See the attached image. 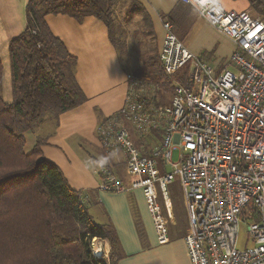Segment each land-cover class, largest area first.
<instances>
[{"label":"built area","instance_id":"1","mask_svg":"<svg viewBox=\"0 0 264 264\" xmlns=\"http://www.w3.org/2000/svg\"><path fill=\"white\" fill-rule=\"evenodd\" d=\"M180 1L228 37L236 52L217 69L163 22L160 61L168 76L180 73L184 80L174 82L170 104L161 105L153 86L127 75L124 106L96 133L106 155H123L132 181L126 186L113 168L103 167L99 190H140L164 243L168 229L159 199L169 201L177 176L189 219L184 241L190 263L264 264V18L228 11L221 0ZM242 226L252 247L238 248ZM97 246L102 249L94 239V255Z\"/></svg>","mask_w":264,"mask_h":264},{"label":"trees","instance_id":"2","mask_svg":"<svg viewBox=\"0 0 264 264\" xmlns=\"http://www.w3.org/2000/svg\"><path fill=\"white\" fill-rule=\"evenodd\" d=\"M121 2H128L125 21L142 15L147 37L154 39L151 17L136 0H30L27 27L9 42L12 101L0 91V264H118L125 256L113 226L97 224L85 197L44 158L45 142L38 140L26 154L24 137L46 116L58 119L87 101L75 78L76 58L53 35L46 18L66 15L82 22L95 17L108 28L117 51L125 48L127 54L115 13ZM250 2L264 18V1ZM142 60L128 74L153 86L158 104L169 105L173 84L184 74L168 76L157 48L144 52ZM3 75L0 54V82ZM94 239L107 240L108 257L93 254Z\"/></svg>","mask_w":264,"mask_h":264},{"label":"crops","instance_id":"3","mask_svg":"<svg viewBox=\"0 0 264 264\" xmlns=\"http://www.w3.org/2000/svg\"><path fill=\"white\" fill-rule=\"evenodd\" d=\"M29 1L0 0V43L8 46L24 32ZM136 1L151 17L154 33L159 37L158 53L165 34L163 22L167 20H171L178 39L187 49L195 55L203 54L209 64L214 60L218 64L235 52V44L191 5L180 0ZM221 1L228 11L261 16L250 0ZM46 21L53 35L76 58L75 78L87 101L25 133V153H31L38 140L45 142L44 158L55 164L69 186L85 197L90 213L96 211V223L111 224L115 229L125 255L118 264H191L184 241L190 231L184 196L175 200L169 188V201L159 199L168 229L167 241L162 243L140 190L129 193L99 190L103 167L113 168L126 186L132 181L123 155H106L96 133L100 123L124 106L128 92V71L110 40L108 28L95 17L78 22L66 15H50ZM212 66L223 69L226 65ZM98 240L108 256L107 240Z\"/></svg>","mask_w":264,"mask_h":264},{"label":"rangeland","instance_id":"4","mask_svg":"<svg viewBox=\"0 0 264 264\" xmlns=\"http://www.w3.org/2000/svg\"><path fill=\"white\" fill-rule=\"evenodd\" d=\"M127 6H128V2L126 3L121 2L117 4V6H115L116 18L118 20V25L120 26L119 32L123 34L122 37L126 39L128 46L127 54L125 48H120V50H118V53L122 64L125 65L126 71H133L132 68L134 69L135 66L143 64L142 55L144 52L152 53L153 51H155V48L158 47L157 43L159 41V37L156 33L154 39L152 36L147 37L142 15H136L132 20L125 21ZM117 37L121 39L119 35H117ZM0 54L4 65V75L0 82V91L4 99L7 102H11L12 101L11 68H10V56H9L8 46L0 43ZM197 56L202 57L203 54ZM231 57L232 54L226 59L220 61L218 64H215V62L218 60H214L213 63L212 62L210 63L217 67H219L220 65H228L231 62ZM230 69L233 70V67L231 66ZM49 119H54V118H51L50 116H46L42 122L44 121L46 122V120L49 121ZM179 154H180L179 150L173 151L172 159L174 162L178 161ZM169 188L171 191L172 198H174L175 200H179L183 198L182 197L183 190L177 176H175V180L169 186ZM91 213L94 216V221L97 222L96 221L97 219L95 218L96 211L93 212V210H91ZM247 230H248L247 226L241 227L240 234L238 236L239 249H244L246 247L249 248L253 246V242L249 234L247 233ZM93 248H94V244H93Z\"/></svg>","mask_w":264,"mask_h":264},{"label":"bare ground","instance_id":"5","mask_svg":"<svg viewBox=\"0 0 264 264\" xmlns=\"http://www.w3.org/2000/svg\"><path fill=\"white\" fill-rule=\"evenodd\" d=\"M95 254H96L97 256H101V255H102V249H101V247L97 246V247L95 248Z\"/></svg>","mask_w":264,"mask_h":264}]
</instances>
